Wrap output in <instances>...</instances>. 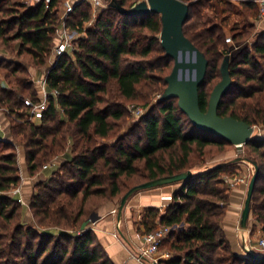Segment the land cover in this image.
Wrapping results in <instances>:
<instances>
[{"label":"trees","instance_id":"obj_1","mask_svg":"<svg viewBox=\"0 0 264 264\" xmlns=\"http://www.w3.org/2000/svg\"><path fill=\"white\" fill-rule=\"evenodd\" d=\"M64 1L50 0L45 7L43 1L0 0V51L12 53L17 44L15 59L44 66L55 44L58 9ZM119 2L124 8L133 6L130 0ZM236 2L252 14H246L251 16L248 27L230 35L238 48L226 43L222 28L203 13L205 8L218 12L217 3L197 0L189 7L183 33L208 61L199 105L206 110L210 92L221 80L222 61L229 55L232 83L217 112L264 125V30L250 34L257 7L252 1ZM92 8L85 0L76 2L66 27L83 31V24L92 19ZM98 9L73 53L61 55L49 67L46 86L58 94H48L38 123L28 119L24 103L40 101L32 82L21 76L26 68L0 57V108L10 118L13 139L23 148L29 176H36L71 143V157L33 185L28 203L33 221L26 224L22 204L16 194H9L21 181L16 143L0 138V264H113L92 229L76 230L100 206L121 199L133 186L187 170L193 177L181 183L159 216V225L171 227L162 243L167 241L173 254L159 263L264 264V259L234 253L221 227L230 191L226 178L238 173V163L201 167L207 153L218 155L232 144L194 126L177 99L157 97L111 145L98 142L121 130L125 112L120 100L142 98L147 105L150 95L164 91L173 66L160 42L159 14L127 15L110 4ZM130 136L134 141L125 143ZM243 146L259 168L250 212L264 225V139L252 138ZM147 211L155 214L157 209ZM144 227L147 232L156 225Z\"/></svg>","mask_w":264,"mask_h":264},{"label":"water","instance_id":"obj_2","mask_svg":"<svg viewBox=\"0 0 264 264\" xmlns=\"http://www.w3.org/2000/svg\"><path fill=\"white\" fill-rule=\"evenodd\" d=\"M107 4L114 5L120 12L139 16L148 13L160 15L161 31L160 42L166 55L172 58L173 66L171 72L165 77L166 87L158 96L160 99H177L180 110L188 117L191 123L202 131L218 136L228 143L234 145L238 150L252 138H258L253 134L252 125L238 120L231 116H219L217 109L221 98L231 86L228 64L229 55H226L220 67L221 80L213 87L208 99L205 111L199 105V87L204 82L208 61L204 54L196 48L183 33V25L189 18V7L192 2L180 0H146L138 2L130 8H124L119 0H104ZM240 157L232 160L233 163L241 161ZM246 161V160H243ZM254 172L248 184L244 205L240 215L239 226L247 229V221L250 214V201L256 181L259 175V168L255 163ZM193 177L190 170L169 176L158 177L130 188L120 199L117 208V220H120L122 210L128 199L135 193L158 188L166 185L182 183ZM97 213L91 214V221L98 219ZM246 256L255 259H264V254L246 250ZM151 264H160L153 261Z\"/></svg>","mask_w":264,"mask_h":264},{"label":"crops","instance_id":"obj_3","mask_svg":"<svg viewBox=\"0 0 264 264\" xmlns=\"http://www.w3.org/2000/svg\"><path fill=\"white\" fill-rule=\"evenodd\" d=\"M78 2L79 0H74ZM104 1V0H103ZM104 3H106L104 1ZM107 4V3H106ZM257 30H264V19L255 21ZM4 113L0 112V131L3 134L2 139L8 137V127ZM258 138L264 139V125L257 126V132L253 134ZM228 155L221 154L208 162V167L220 163L232 162L234 159H228ZM20 160L24 166V176H21V185L19 187L18 197L23 201L30 197L33 191V185L44 180L48 175L45 172L38 173L35 181H30L25 165L24 154H20ZM237 174H244L247 171V162L238 161ZM248 183H240L230 188L229 200L225 215L221 222L222 230L234 253L239 256H246V249L255 253L264 254L257 248V241L264 237L263 223L257 222L250 212L247 221V229H241L239 226L240 215L246 197ZM181 187V183L166 185L158 188H151L139 191L130 197L122 210L120 220H117V202L111 201L100 207L95 213L99 216L94 222H91L86 228L92 229L96 235L99 244L104 249L107 256L113 264H151L153 261H167L173 257L171 251H159L153 257H144L137 259V255L143 245L144 223L149 226L159 225V216L164 212L166 206L172 202L173 194ZM119 205V204H118ZM28 208V207H27ZM148 208H155V214L149 213ZM26 218L30 219V212L26 211ZM176 236V232L172 237Z\"/></svg>","mask_w":264,"mask_h":264},{"label":"rangeland","instance_id":"obj_4","mask_svg":"<svg viewBox=\"0 0 264 264\" xmlns=\"http://www.w3.org/2000/svg\"><path fill=\"white\" fill-rule=\"evenodd\" d=\"M27 1L28 2H32L34 0H27ZM189 1L190 2H195L197 0H189ZM208 1H213V3H217L218 4L217 5L218 12H213V8H211V9L205 8V9H203V13H204L205 17H208L211 20V23L216 24V25H218V26H220L222 28V31L224 32L225 38L227 36H230L234 32H236L237 30L245 29L246 27H248L250 25L251 16H247L246 14L247 13L249 15H252V14H251L250 11L246 12V9L244 10V8L242 7V5L240 3H237L236 1H231V0H208ZM91 10H92V19L90 21H88V22L83 24V31L78 32L76 29L69 30L72 33V36H73L75 42H78L80 38L85 36V32L84 31L87 28H89V27H91L93 25V22H94V20H95V18L97 16L98 12L100 11V9H95L94 10L93 8ZM61 12H62V5L58 9L59 18H60ZM255 29H256V26H253V28H251V30H250L251 31L250 34ZM252 39H253L252 35H250L248 37L247 43L251 44ZM13 49L14 50L12 51V53L0 51V57H5L6 59H13L16 62L20 63L23 67H25L26 70H25V72L21 73V76H24L29 81H31L32 82L31 89H34L35 91L37 90L39 92V95H40L41 94V90H42V87H41L42 81H43L44 78H46V73H47L49 67L54 63V60H55V57L53 55V47H52V50H51V53L49 55L47 63L44 66H41V67H33L31 65H28L27 62H26V58H24V59H22V58L15 59L13 57V53L17 49V44L13 45ZM170 67H171V65L168 68L165 69V72H169ZM112 89L114 90V88H112ZM45 91L48 92V93L51 92V91L50 92L48 91L46 84H45ZM158 96H159V93H156L154 95L153 94L150 95V99H149L150 102L147 105H144V101L145 100L142 99V98H137L135 100H129V101L120 100L122 105H124V112H125L124 122H122L121 130L118 133H115L114 135H111L110 137H108L106 139L98 140V142L100 144L111 145L115 141L117 135L124 133L129 128V126L131 124H133V123L138 121L140 115L137 114V110L142 111L141 114H143L144 112L147 111L149 106L155 102V100H156V98ZM27 98H29V97H27ZM0 112L4 113V116H5V119L7 121V125H8L7 126L8 127V137H7V139H3V140L13 141L14 143H16L15 145H16V153H17V159H18L20 154H22V155L24 154L23 153V148L13 139V137H12V135L10 133V125H11L10 118H8L6 116L5 111L2 110L1 108H0ZM38 122H39V120L35 121V123H38ZM258 125H252L254 127V132H257V126ZM0 136H3V134L1 132H0ZM134 139H135V136H130L125 141V143H131L132 141H134ZM70 148H71V143H68V146L65 149V151L60 154V157H62V159L63 158L66 159V158L71 157ZM223 150L224 151L222 153H220L218 155H214L212 157H210L211 154H213L211 151H210V153H207L208 156L204 160L205 164L203 163L204 165H202L201 167H204L205 165H208V162L210 163L211 159H214V158H216V156H220L221 154L228 155L227 156L228 159H236V158L240 157L242 159L241 161L246 160V161H248V162H250L252 164V162L250 160L251 155L249 154V152H248V150H247V148L245 146H242V149L238 150L234 145H229V146H224ZM109 153H111V150H109ZM56 157H58V156H56ZM196 157H197L196 155H193V161L198 163V160H197ZM45 164H47V163H45ZM25 165H26V163H25ZM139 165H141V164L139 163ZM57 166H54L53 168H56ZM53 168H47V169H43L42 168L41 172H45V174L49 175L50 171ZM20 172H21V176H24V166L22 165V161L21 160H20ZM29 179H30V181H35L33 179H36V178H35V176H29ZM126 184H127V182H126ZM20 185H21V181H20V184L16 188H19ZM9 194L13 195V194H11V191L9 192ZM15 196L18 197L17 194ZM29 199H30V197H28L26 199V201L24 200V204L21 205L23 207L22 214H21V219L26 224H31L32 221H33V216L31 214L30 210L27 208L28 207V203H29ZM114 200H116L117 206H118L120 199L117 198V199H114ZM107 203H109V202H107ZM107 203H105V204H107ZM102 206H100V207H102ZM27 209H28V211L31 214L30 219L26 218V216H25V213H26ZM96 211H94L93 213H95ZM91 222L92 221H91V215H90L88 220H86V222L82 225L81 229L76 230V231L79 232L82 229H85L88 225L91 224ZM159 251H165V252L169 251L168 242L167 241L161 243V245L159 247Z\"/></svg>","mask_w":264,"mask_h":264},{"label":"built area","instance_id":"obj_5","mask_svg":"<svg viewBox=\"0 0 264 264\" xmlns=\"http://www.w3.org/2000/svg\"><path fill=\"white\" fill-rule=\"evenodd\" d=\"M35 2H40L43 1L45 3V7H48V3L50 0H34ZM87 1L93 9H98L100 7H105L107 4L104 3L103 0H85ZM133 5L137 4L138 2L141 1H146V0H130ZM183 2H190L189 0H180ZM231 1H252L255 3L257 7V21H260L264 19V0H231ZM76 2L74 0H65L63 3V8L62 12L59 18V23L58 26L55 30V44L53 46V55L55 57L54 63L55 64L57 58H59L63 54H69L71 55L76 48V42L74 41V38L72 36V33L69 31V29L66 27V19L68 14L72 11L73 6ZM226 43L233 45L234 48H238V45H235L233 43L232 37L227 36L225 38ZM45 84H46V79L44 78L42 81V90L40 94V101L39 102H32L30 99H25L24 103L26 106H28V119L32 122H35L39 120L43 112L47 108V96L48 92L45 91ZM50 94L57 95L58 92L57 90H52ZM142 111L137 110V114L141 115ZM254 128V127H253ZM1 132V131H0ZM2 139V137L0 136ZM64 160L62 157L58 156L54 159H52L50 162L47 164H44L42 166L43 169L47 168H53L54 166H57ZM247 162V171L244 174H239V175H233L232 177L226 178L227 184L230 188L235 187L236 185L240 183H248L251 175L254 172V166L250 162ZM19 188H15L11 190V194H19ZM18 201L21 204H24V201L21 197H18ZM171 227L169 226H162L158 225L154 230L144 232L143 234V245L140 249L139 254L137 255V259H141L144 257H153L159 252V246L164 240V238L170 233ZM257 248L260 251L264 252V237H261L257 241ZM249 250V249H246Z\"/></svg>","mask_w":264,"mask_h":264}]
</instances>
